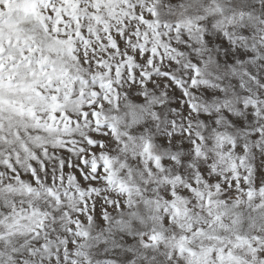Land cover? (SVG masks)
Segmentation results:
<instances>
[{"label":"snow or ice","instance_id":"6c2138e0","mask_svg":"<svg viewBox=\"0 0 264 264\" xmlns=\"http://www.w3.org/2000/svg\"><path fill=\"white\" fill-rule=\"evenodd\" d=\"M0 264H264V0H0Z\"/></svg>","mask_w":264,"mask_h":264}]
</instances>
